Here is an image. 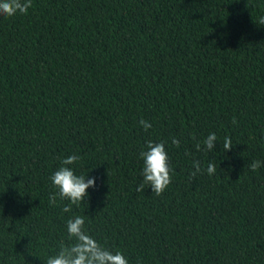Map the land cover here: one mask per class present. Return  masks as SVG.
<instances>
[{
  "label": "trees",
  "instance_id": "obj_1",
  "mask_svg": "<svg viewBox=\"0 0 264 264\" xmlns=\"http://www.w3.org/2000/svg\"><path fill=\"white\" fill-rule=\"evenodd\" d=\"M262 17L264 0H32L0 15V264H45L72 216L129 264H264ZM149 140L172 169L160 196L136 191ZM73 154L96 186L64 212L50 176Z\"/></svg>",
  "mask_w": 264,
  "mask_h": 264
},
{
  "label": "clouds",
  "instance_id": "obj_2",
  "mask_svg": "<svg viewBox=\"0 0 264 264\" xmlns=\"http://www.w3.org/2000/svg\"><path fill=\"white\" fill-rule=\"evenodd\" d=\"M32 7V0H0V15L12 17L16 14H27ZM259 24L264 25V17L260 18ZM236 121L233 120V123ZM139 124L145 131L152 128V124L144 119ZM195 139V137H193ZM216 133L208 134L202 144L197 142L195 148L197 151L211 152L216 148ZM172 144L179 147L180 140L173 137ZM227 152L233 147L232 140L226 136L222 145ZM147 150L140 152L144 166L142 171L143 181L138 185L136 191H144L145 186H150L152 193L160 196L172 182L169 166V156L165 147V142L147 141ZM191 155V153H186ZM80 157L78 155H69L61 161L59 167L51 176L52 187L56 190L49 195V203L55 205L57 198L61 201L68 200L70 203L64 205V212H71L73 205H79L86 200L88 189L95 188L96 177L87 178L86 175H77L69 165L75 164ZM262 166V162L254 160L248 165L251 171L255 172ZM193 171L191 177H196L205 169L202 168L199 159L193 160ZM206 172L213 175L216 172L215 163L207 164ZM66 229L68 233L69 244L62 243L56 255L50 256L45 264H129L128 259L123 252L116 251L102 246L93 236L85 231V218L83 216H72L67 220Z\"/></svg>",
  "mask_w": 264,
  "mask_h": 264
}]
</instances>
